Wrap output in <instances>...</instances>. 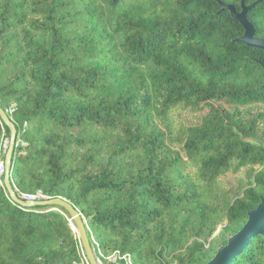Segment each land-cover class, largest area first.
I'll use <instances>...</instances> for the list:
<instances>
[{"label":"trees","instance_id":"trees-1","mask_svg":"<svg viewBox=\"0 0 264 264\" xmlns=\"http://www.w3.org/2000/svg\"><path fill=\"white\" fill-rule=\"evenodd\" d=\"M243 1L264 37V0H0L16 193L70 200L105 255L208 261L215 225L236 232L264 194V49L223 7ZM10 133L0 118V155ZM78 246L64 207L0 186V264H72ZM228 264H264V229Z\"/></svg>","mask_w":264,"mask_h":264},{"label":"water","instance_id":"water-1","mask_svg":"<svg viewBox=\"0 0 264 264\" xmlns=\"http://www.w3.org/2000/svg\"><path fill=\"white\" fill-rule=\"evenodd\" d=\"M246 5L243 1L242 8L238 10L233 3H226L223 5L225 9L230 10L232 15L242 24L244 28L243 34L238 37V40L245 42L255 47H261L264 49V37L257 36L255 34L254 24L248 19V10L253 6ZM0 118L10 128V136L8 147L5 152V172H4V186L10 196V198L23 205V206H35V205H47L54 204L64 207L70 214L71 220L78 228L80 240L90 264H101L97 258L90 238L88 236L87 228L83 219V215L78 207H76L70 200L62 196L46 197L42 199H23L15 191L12 182L10 180V166L12 161V154L14 150L17 129L13 120L8 115L5 108L0 105ZM264 229V194L261 196L258 204L248 211V217L243 225L228 237L227 242L222 244L216 251L213 257H211L204 264H228L234 256H236L245 246L251 235L262 232Z\"/></svg>","mask_w":264,"mask_h":264},{"label":"rangeland","instance_id":"rangeland-1","mask_svg":"<svg viewBox=\"0 0 264 264\" xmlns=\"http://www.w3.org/2000/svg\"><path fill=\"white\" fill-rule=\"evenodd\" d=\"M7 147H6V149H7ZM70 221H72V220L70 219ZM72 223H73L72 224L73 230H74L76 236L78 237V240L81 242L78 228L73 221H72ZM231 228H232V226L228 225L226 221L220 222V223L215 225L213 231L208 234V237L205 240V247L207 248V250L204 254V259H207V258L210 259L211 257H213L214 254L216 253L217 249L222 244H225L224 241L227 240L228 237L234 233V232H232ZM89 237L92 238V241L95 245L93 247L95 254L97 257H99V261L101 264H137L134 262L132 256L129 253L120 254L118 251H114V252H111V253L105 255L104 252L99 248V242L96 240V238L93 237L92 234ZM80 242H79V251L81 252V254H80L81 259L79 261H74L72 264H90L88 259H87L86 254L84 252V249L81 246L82 244H80ZM115 253H119V255L116 259H114L112 256Z\"/></svg>","mask_w":264,"mask_h":264},{"label":"built area","instance_id":"built-area-1","mask_svg":"<svg viewBox=\"0 0 264 264\" xmlns=\"http://www.w3.org/2000/svg\"><path fill=\"white\" fill-rule=\"evenodd\" d=\"M14 103H12L10 105V107L8 108L9 112H12L14 109ZM8 142H9V136H5L3 137V151L0 155V186L5 187L4 186V181H3V177H4V172H5V162H4V156L3 154L6 151V147L8 146ZM21 198L23 199H29V200H35V199H42V198H46L48 197L47 195H45L41 189H38L36 191L33 192H22L21 195H19ZM71 219V218H70ZM71 225L73 224L72 221ZM80 242V241H79ZM80 244H82L80 242ZM82 246V245H81ZM83 247V246H82ZM94 247V246H93ZM94 249V248H93ZM78 250H79V246H78ZM85 252V251H84ZM79 253H81L79 251ZM119 253H115L113 256L114 259H116L118 257ZM99 259V257H97Z\"/></svg>","mask_w":264,"mask_h":264},{"label":"bare ground","instance_id":"bare-ground-1","mask_svg":"<svg viewBox=\"0 0 264 264\" xmlns=\"http://www.w3.org/2000/svg\"><path fill=\"white\" fill-rule=\"evenodd\" d=\"M74 226V225H73Z\"/></svg>","mask_w":264,"mask_h":264}]
</instances>
